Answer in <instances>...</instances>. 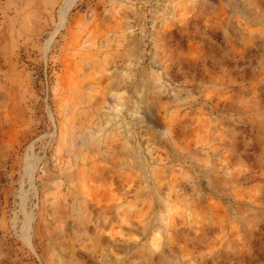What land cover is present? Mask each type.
<instances>
[{
	"label": "rangeland",
	"instance_id": "rangeland-1",
	"mask_svg": "<svg viewBox=\"0 0 264 264\" xmlns=\"http://www.w3.org/2000/svg\"><path fill=\"white\" fill-rule=\"evenodd\" d=\"M0 264H264V0H0Z\"/></svg>",
	"mask_w": 264,
	"mask_h": 264
}]
</instances>
